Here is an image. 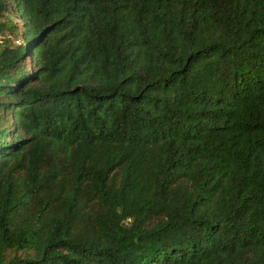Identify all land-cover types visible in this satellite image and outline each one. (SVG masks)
<instances>
[{
  "label": "trees",
  "instance_id": "trees-1",
  "mask_svg": "<svg viewBox=\"0 0 264 264\" xmlns=\"http://www.w3.org/2000/svg\"><path fill=\"white\" fill-rule=\"evenodd\" d=\"M0 264H264V0H0Z\"/></svg>",
  "mask_w": 264,
  "mask_h": 264
},
{
  "label": "rangeland",
  "instance_id": "rangeland-1",
  "mask_svg": "<svg viewBox=\"0 0 264 264\" xmlns=\"http://www.w3.org/2000/svg\"><path fill=\"white\" fill-rule=\"evenodd\" d=\"M23 23L18 17L12 18L9 15L0 18V52L4 47H16L25 43L23 37ZM0 115V123H3Z\"/></svg>",
  "mask_w": 264,
  "mask_h": 264
}]
</instances>
